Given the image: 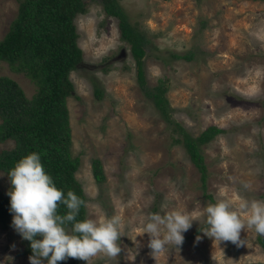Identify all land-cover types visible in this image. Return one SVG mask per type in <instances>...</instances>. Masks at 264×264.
<instances>
[{"label": "rangeland", "instance_id": "obj_1", "mask_svg": "<svg viewBox=\"0 0 264 264\" xmlns=\"http://www.w3.org/2000/svg\"><path fill=\"white\" fill-rule=\"evenodd\" d=\"M85 1L86 11L73 18L82 60L69 72L73 90L66 97L71 153L79 159L75 176L88 204L84 219L98 220L102 212L124 221L121 252L114 259L95 257L92 264H264L260 235L247 228L240 232L245 245H217L200 231L203 219L193 220L181 245L154 257L148 234H140L148 212L179 210L195 219L218 199L237 211V196L264 200V0H117L148 40L141 56L144 84L164 81L171 120L191 136L209 124L222 128L200 146L204 188L183 145L173 140L179 136L175 125L143 94L117 19L103 12L99 0ZM17 2L0 0V38ZM1 74L16 80L26 96L35 89L4 61ZM8 145L0 142V148ZM93 157L102 165L101 183L91 175ZM9 190L0 172V191ZM20 239L12 221L0 226V264H29V256L18 252Z\"/></svg>", "mask_w": 264, "mask_h": 264}, {"label": "trees", "instance_id": "obj_2", "mask_svg": "<svg viewBox=\"0 0 264 264\" xmlns=\"http://www.w3.org/2000/svg\"><path fill=\"white\" fill-rule=\"evenodd\" d=\"M99 1L103 12L117 19L119 37L129 43L136 65L135 75L143 94L151 99L163 119L175 125L179 136L173 140L183 145L191 163L200 173L204 188L206 172L200 146L221 132L222 128L209 124L191 136L181 124L171 120L164 95V81L158 78L152 86L144 84L141 56L145 53L143 44L148 40L128 21L117 0ZM85 11V0H18L16 13L0 38V62H6L14 72L23 73L35 86L33 92L26 96L16 80L0 75V142L10 141V145L0 148V172L8 178L10 189L7 175L10 169L25 155L36 152L41 157L45 172L65 197L71 190L85 199L75 176L79 159L71 153L66 105V97L73 90L69 72L82 60L73 18ZM173 56L182 55L174 53ZM183 56L189 58L191 53ZM94 93L100 96L101 91L95 87ZM90 169L93 180L101 183L104 173L98 158H91ZM204 195L213 200L210 193L204 192ZM58 212L66 214V206L61 204ZM84 215L82 206L77 220H84ZM12 216L10 197L0 191V226L8 225ZM66 226L71 232L72 224ZM20 241L18 252L24 256L32 255L30 242L22 237ZM258 241L263 247L264 239L258 236ZM68 264L85 263L68 258Z\"/></svg>", "mask_w": 264, "mask_h": 264}, {"label": "clouds", "instance_id": "obj_3", "mask_svg": "<svg viewBox=\"0 0 264 264\" xmlns=\"http://www.w3.org/2000/svg\"><path fill=\"white\" fill-rule=\"evenodd\" d=\"M7 175L11 184L7 195L13 214L12 226L30 242L32 255L28 257L29 264H43L45 260L47 264H57L68 258L92 264L95 257L114 259L121 252L118 240L123 236V218L120 215L108 217L101 212L98 220L78 221L81 207H88V204L71 190L65 197L45 172L38 153L31 152L19 159ZM249 187L244 185L245 189ZM237 201L238 211L233 210L229 200L218 199L215 203H208L195 219L179 210L167 211L163 215L148 212L141 221L140 234H148L147 246L154 257L165 252L166 246L177 248L181 245L182 233L191 227L193 220L202 218L205 227L200 231L217 245L222 241L238 247L245 245L240 239L241 230L247 228L264 236V200L237 196ZM61 204L66 206V214L58 212ZM166 207L161 206L162 210ZM68 223L72 224L71 232L66 230ZM38 236L41 238L37 239Z\"/></svg>", "mask_w": 264, "mask_h": 264}, {"label": "water", "instance_id": "obj_4", "mask_svg": "<svg viewBox=\"0 0 264 264\" xmlns=\"http://www.w3.org/2000/svg\"><path fill=\"white\" fill-rule=\"evenodd\" d=\"M121 53H122V50H120L119 54H121Z\"/></svg>", "mask_w": 264, "mask_h": 264}]
</instances>
